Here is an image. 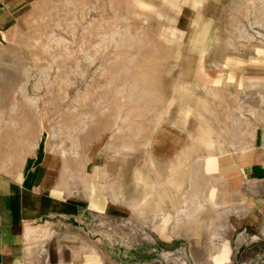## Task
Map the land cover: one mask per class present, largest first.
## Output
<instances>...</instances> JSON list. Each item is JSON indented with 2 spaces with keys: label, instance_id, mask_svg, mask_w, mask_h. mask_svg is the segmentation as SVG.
<instances>
[{
  "label": "rangeland",
  "instance_id": "obj_1",
  "mask_svg": "<svg viewBox=\"0 0 264 264\" xmlns=\"http://www.w3.org/2000/svg\"><path fill=\"white\" fill-rule=\"evenodd\" d=\"M17 16L0 28V166L33 152L69 206L32 224L29 244L194 264L188 248L223 238L168 224L229 223L211 211L204 154L264 143V0H33ZM187 198L196 217L182 221ZM237 244L229 264L263 259L264 239Z\"/></svg>",
  "mask_w": 264,
  "mask_h": 264
},
{
  "label": "crops",
  "instance_id": "obj_2",
  "mask_svg": "<svg viewBox=\"0 0 264 264\" xmlns=\"http://www.w3.org/2000/svg\"><path fill=\"white\" fill-rule=\"evenodd\" d=\"M32 2L0 0V28H8L17 21L20 10ZM237 140L234 144L227 143L216 151L204 154V173L217 181L210 184L208 202L214 210L211 211L229 223L221 225L215 233L213 229H208L198 234L190 233L188 225L187 230L183 228L182 232H178L174 218L168 224L172 237H195L208 233V236L223 238L212 244L188 248L194 255V264H229L242 244H237L239 238H251L252 242L254 238L264 239V143L259 137L251 138V143L247 144L237 143ZM24 157L11 162L8 172L0 166V264H93V259L97 263L98 257L93 256L92 247H86L90 255L85 258L79 251V254L74 251L81 248L77 247V242L66 246L48 245L42 250L29 244L32 224L42 221L43 216L66 212L69 206L51 196H55L52 188L56 187L50 178L51 165L45 160L37 161L33 152ZM208 157L215 160L213 168L207 164ZM181 204L187 206L180 219H194L195 210L189 207V199L182 200ZM73 205L74 209L69 212L80 210L78 207L82 203L76 200ZM222 244L227 245V255L216 261L221 257ZM257 264H264V256Z\"/></svg>",
  "mask_w": 264,
  "mask_h": 264
}]
</instances>
